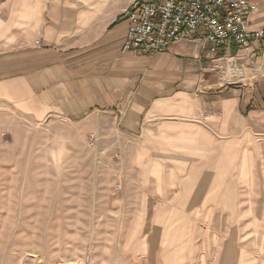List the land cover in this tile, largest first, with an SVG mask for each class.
<instances>
[{"label": "rangeland", "instance_id": "374dc122", "mask_svg": "<svg viewBox=\"0 0 264 264\" xmlns=\"http://www.w3.org/2000/svg\"><path fill=\"white\" fill-rule=\"evenodd\" d=\"M29 8L0 0V264H264V125L215 135L224 145L201 156L188 142L159 148L154 137L146 144L157 147L142 149L147 138L125 130L119 106L99 100L76 116L31 109L14 83H2L65 54L11 34L8 24L21 28ZM258 47L208 60L202 85L213 89L194 76L193 94L212 105L213 90L252 92L249 105L263 111L253 96L264 39ZM126 53L146 68L156 56Z\"/></svg>", "mask_w": 264, "mask_h": 264}, {"label": "crops", "instance_id": "0c3cea01", "mask_svg": "<svg viewBox=\"0 0 264 264\" xmlns=\"http://www.w3.org/2000/svg\"><path fill=\"white\" fill-rule=\"evenodd\" d=\"M247 1L256 6L249 17L251 28L264 29V0ZM131 2L25 0L26 7H30L29 14L21 28L12 21L8 24L11 34L24 31L25 44L44 47L41 53L65 54V58L51 67L36 68V72L30 71L2 84L14 83L30 108L42 114L51 111L76 116L96 106L97 100L106 108L119 106L125 130L140 131L147 138L142 141V149L156 148L155 140L146 144L154 137L160 143L159 148L185 147L180 143L188 142L187 146L201 148V156H205L210 148L224 145L216 136L245 132L248 127L252 128V123L255 127L264 125V110L255 111L249 105L252 92L232 90L234 94L226 98L227 93L220 95L222 92L213 90L212 105L206 96L193 94L190 88L195 84L193 77L198 76L202 85L208 60L215 62L225 55L223 50L214 54L210 43H174L157 53L148 68L145 60L122 51L127 32L122 14ZM187 43L193 46L189 53L179 48ZM261 43L259 39L251 40L256 49ZM70 63H75L72 71L67 65ZM68 85L81 86V92H70ZM209 85L202 87L213 89ZM257 90L253 99L264 102V76ZM244 115L246 119H242ZM171 116L186 117L190 121H169L167 118ZM142 167L144 171L151 168L144 159Z\"/></svg>", "mask_w": 264, "mask_h": 264}, {"label": "built area", "instance_id": "2783aa9c", "mask_svg": "<svg viewBox=\"0 0 264 264\" xmlns=\"http://www.w3.org/2000/svg\"><path fill=\"white\" fill-rule=\"evenodd\" d=\"M255 9L247 0H132L122 14V51L152 56L177 42L201 41L214 54H238L252 47V39H264V29L250 25Z\"/></svg>", "mask_w": 264, "mask_h": 264}, {"label": "trees", "instance_id": "16d2710c", "mask_svg": "<svg viewBox=\"0 0 264 264\" xmlns=\"http://www.w3.org/2000/svg\"><path fill=\"white\" fill-rule=\"evenodd\" d=\"M119 19H117L116 21H118Z\"/></svg>", "mask_w": 264, "mask_h": 264}]
</instances>
